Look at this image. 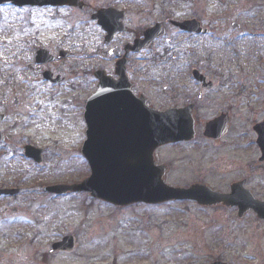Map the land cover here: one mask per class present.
<instances>
[{"label":"flooded vegetation","instance_id":"flooded-vegetation-1","mask_svg":"<svg viewBox=\"0 0 264 264\" xmlns=\"http://www.w3.org/2000/svg\"><path fill=\"white\" fill-rule=\"evenodd\" d=\"M32 2L0 0V9L70 10L80 18H88L101 34L102 45L97 51L102 56L105 52L111 63L90 68L83 66L82 74L73 76L74 81L68 87L64 86L66 77L61 71L69 54L62 59L54 55L46 63L59 61L54 72L46 70L51 73V80L42 81L53 87L58 95L59 123L69 128L73 136L71 149L64 147L60 158L72 161L71 157L76 155L82 171L72 180L55 177L54 182L44 186L34 182L35 185L25 188L14 184L15 177H0V202L3 204L0 230L4 234L0 235V242L20 238L19 232L12 235L11 229L15 227L23 232L20 244L41 243L51 238L46 241L49 243L46 255L50 257L71 255L78 249L75 234L56 238L63 230L61 209H56L60 214L50 216V223L55 224L50 233L37 229L42 222L32 219L28 208L15 203L18 200L14 198L24 191L48 200L82 195L114 212L134 209L135 215L127 221L132 224L124 244L127 249L119 252L114 236L112 243L115 245L107 247L103 261L100 259L95 264H193V253L173 244L168 248L155 245L154 210L158 206L187 204L212 212L202 226L203 237L209 240L217 239L219 233L211 235L208 228L222 232L225 224L238 223L249 215L256 218L252 210L240 216L239 198L251 197L264 202L257 196L254 185L257 173L264 174V45L256 47L254 44L249 51L241 46L247 35L250 40L255 37L264 42V18L253 15L240 21L238 6L224 12L222 8L226 3L223 1L219 2L222 9L219 16H209L208 0H49L53 5ZM249 11L247 6L242 12ZM147 32L154 37L151 45L139 51L132 49L135 42L144 40ZM119 60L124 64L117 65ZM11 89L10 93L0 90V164L7 167L8 173L12 172L9 167L14 164L16 149L33 165L42 166L45 161L42 148L33 144L19 147L15 143L17 121L14 114L24 107L25 98L16 94L15 88ZM144 105L155 112V122H144V119L154 118L143 112ZM160 120H163L162 127ZM168 121H171L169 127ZM154 133L155 136L169 133L175 137L156 146L160 139H154ZM27 146L41 150L39 162L25 157L23 149ZM143 166L145 171L152 170V176L147 178L149 182L157 178L162 190L168 186L194 192L181 199H165L167 193L161 191L157 194L161 199L158 202L153 199L112 203L94 196L91 190H54L79 185L87 178L104 185L101 189L118 190V185L106 183L137 184L143 177L134 175L139 167L142 171ZM96 167L100 168L97 177ZM189 175L195 177L188 183L179 185L168 181ZM225 176H229L227 181H223ZM41 211L46 210L38 208L34 215H40ZM138 211L143 213L136 215ZM217 212H222L221 218ZM151 216L153 224L147 233L153 239L137 241L139 231L135 225L141 219L149 222ZM65 238H72V249H57L56 245ZM188 239L187 235L185 241ZM221 244L222 239L213 249L211 244V251L201 247L205 264H229L218 251L214 253L218 246L223 252ZM226 248L228 252L230 247ZM163 249L167 251L166 257Z\"/></svg>","mask_w":264,"mask_h":264},{"label":"rangeland","instance_id":"rangeland-1","mask_svg":"<svg viewBox=\"0 0 264 264\" xmlns=\"http://www.w3.org/2000/svg\"><path fill=\"white\" fill-rule=\"evenodd\" d=\"M220 1L226 3L222 8L224 12L238 6L237 9L241 11L240 21L253 15L256 18H264V0H208L209 16L221 14ZM247 6L250 11L242 12ZM249 37L250 35H247L241 48L249 51L253 49L254 44L256 47L264 45L263 41L255 37H253L254 40H250ZM101 45V34L98 28L88 18H80L70 10L0 9V90L10 93L13 87L16 89V94L25 98L24 107L14 114V120L17 121L15 143L19 147L24 144H33L45 150L44 163L42 166H36L27 162L21 156L22 152L16 149L14 164L11 168L9 167L12 172L8 173L7 167L0 164V177H15L14 184L25 188L35 185L34 182L42 183L44 186L45 183L54 182L55 177L72 180L80 175L82 168L77 162L76 155L71 157L72 161L60 158L64 147L71 149L73 136L69 128H64L63 124L59 123L58 95L54 93L53 87L46 86L42 81V73L46 70L54 72V67L59 66V61L55 60L53 64H36L34 58L38 49H45L52 56L57 55L59 51L68 53L69 56L61 71L66 77L64 86L68 87L74 81L73 76L82 74L83 66L90 68L111 63L105 52L102 56L99 54L100 51H97ZM89 53L93 55L90 56ZM255 55L258 57L259 54L255 52ZM256 71H258L257 67ZM217 170L219 172L218 168ZM235 170L234 168L233 171ZM194 177L192 175L179 177L180 182L175 179L168 181L180 185V183L193 181ZM228 179L229 176H225L223 181ZM254 185L257 196L264 200V174L257 173ZM26 192L29 191L21 192V195L15 197L14 199L18 200L15 203L28 208L31 211V218H38V222H42L37 229L50 233L51 228L55 226L50 223V216L60 214V211L56 213V209H61L63 230L58 232L56 238L69 233L75 234L78 249L71 255L50 257L46 255L49 251V243L46 241L51 238L41 243L20 244L19 241L24 239L21 236L23 232L20 228L14 227L11 229L12 235L19 232L20 238L15 237L14 240L8 238L9 240L0 242V264H95L102 260L107 247L115 245L112 243L114 236L117 238L115 247L118 246L119 252L127 249L125 242L129 231H132V224L127 221L135 215L134 209L114 212L107 207L94 204L88 197L82 195L48 200L42 195H30ZM26 194L29 198L25 196ZM25 199L35 200V202L28 204ZM2 205L0 202V207ZM38 208L46 211H41L40 215H34ZM154 211L157 247L168 248L171 244L176 245L180 250L193 253L192 257L195 260L193 264H205L201 247H207L211 251L213 246L216 243L219 244L222 239L223 252L218 250V246L214 249V253L218 251L229 264H264V222L253 215H249L238 223L231 222L223 225L219 221V224L224 226L222 232H217L215 228H208L207 231H210V234L219 233L217 239L209 240L203 237L202 226L212 212L187 204L158 206ZM137 213L136 215H140L143 212ZM42 215H48V217L45 218ZM221 216L220 214L219 217ZM151 218L152 216L149 222L141 219V222L135 225L139 231L137 241L153 239L147 233L153 224ZM178 233L181 235L175 237ZM0 235L4 236L1 230ZM187 235L189 239L185 241ZM206 235L209 236V233H204V236ZM211 244L212 249L209 248ZM226 246L230 247L228 252ZM129 251L128 249L127 252ZM163 251V256L166 257L167 251L165 249Z\"/></svg>","mask_w":264,"mask_h":264},{"label":"water","instance_id":"water-1","mask_svg":"<svg viewBox=\"0 0 264 264\" xmlns=\"http://www.w3.org/2000/svg\"><path fill=\"white\" fill-rule=\"evenodd\" d=\"M32 4H42V5H47L51 4L49 0H33ZM148 41H150L152 35H149ZM37 62H45L47 61L45 59V53L44 52H39L37 55ZM48 74H44V78L48 79ZM106 83V82H103ZM144 113H148L146 109H144ZM155 120V119H154ZM152 118L151 119H145V123H152L154 121ZM163 123V120H160V126ZM171 121L167 122V127H169V124ZM162 127V126H161ZM180 129V128H179ZM155 139L159 138V142L155 145H160L162 143H166L170 138L172 137L171 134H159V136H155V133L153 135ZM177 137V136H176ZM155 147V146H154ZM26 155L28 157H32L36 159V161H39V151H35L32 148H26ZM145 166L149 167L147 163L144 164ZM146 167L143 166L142 171L140 170V167L137 170V173L134 175V177H143V181H139L137 184H132L131 182H121V183H106L108 186H114L118 185L120 188L118 190L115 189H101L102 186L98 181H91V180H86L84 183L76 186L69 188V190H85L89 191L91 190L93 195L99 198L106 199L107 201H110L112 203H127L130 201H152L154 199L155 202L161 201L160 197H157L158 193H161V191L164 193H167L165 196H168L165 199H171V198H185L187 195L192 194L194 192L193 189H189L187 191L185 190H180V189H172V188H167L162 190L161 182L157 180V178H154L153 183L149 182V176H152V170L151 171H145ZM100 171V168L96 167L95 168V177L98 176ZM155 172V169H154ZM117 176H123L122 174H117ZM128 177H133V175L128 174ZM155 176V175H154ZM94 182V183H93ZM95 187V189H94ZM135 188V189H133ZM65 189V188H63ZM62 189V190H63ZM68 189V188H67ZM153 195V198H150L149 195ZM164 199V198H163ZM162 199V200H163ZM239 213L240 216L244 214L248 210H252L255 212L257 217L259 219L264 220V202H260L257 200H253L251 197L250 198H245V197H240L239 198ZM73 245V240L70 238H67L64 240L63 243L56 245L57 249H63V250H70L72 249Z\"/></svg>","mask_w":264,"mask_h":264}]
</instances>
